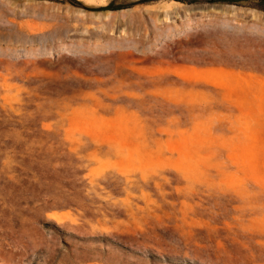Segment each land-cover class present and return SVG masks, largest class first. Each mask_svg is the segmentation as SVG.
I'll return each instance as SVG.
<instances>
[{
	"label": "rangeland",
	"instance_id": "rangeland-1",
	"mask_svg": "<svg viewBox=\"0 0 264 264\" xmlns=\"http://www.w3.org/2000/svg\"><path fill=\"white\" fill-rule=\"evenodd\" d=\"M0 264H264V1L0 0Z\"/></svg>",
	"mask_w": 264,
	"mask_h": 264
},
{
	"label": "trees",
	"instance_id": "trees-1",
	"mask_svg": "<svg viewBox=\"0 0 264 264\" xmlns=\"http://www.w3.org/2000/svg\"><path fill=\"white\" fill-rule=\"evenodd\" d=\"M240 1L241 0H208V2L210 3H228V4L238 3Z\"/></svg>",
	"mask_w": 264,
	"mask_h": 264
}]
</instances>
